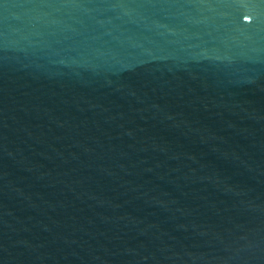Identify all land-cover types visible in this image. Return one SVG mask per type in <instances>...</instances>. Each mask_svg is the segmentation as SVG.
Masks as SVG:
<instances>
[{"label": "water", "instance_id": "95a60500", "mask_svg": "<svg viewBox=\"0 0 264 264\" xmlns=\"http://www.w3.org/2000/svg\"><path fill=\"white\" fill-rule=\"evenodd\" d=\"M0 264H264V0H0Z\"/></svg>", "mask_w": 264, "mask_h": 264}]
</instances>
